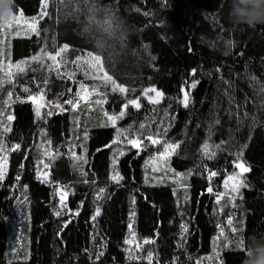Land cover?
<instances>
[{
	"label": "trees",
	"instance_id": "1",
	"mask_svg": "<svg viewBox=\"0 0 264 264\" xmlns=\"http://www.w3.org/2000/svg\"><path fill=\"white\" fill-rule=\"evenodd\" d=\"M94 2L122 22L114 34L90 23L92 0H48L39 35L0 37V264H242L248 238H264V24L233 25L228 0ZM40 8L41 0L12 6L29 17ZM64 44L60 68L50 70L41 50ZM89 52L126 92L77 61ZM22 61L9 82L7 64ZM150 85L161 89L159 103L123 109ZM40 93L38 117L29 96ZM169 144L178 147L161 167ZM241 153L245 186L217 203Z\"/></svg>",
	"mask_w": 264,
	"mask_h": 264
},
{
	"label": "snow or ice",
	"instance_id": "2",
	"mask_svg": "<svg viewBox=\"0 0 264 264\" xmlns=\"http://www.w3.org/2000/svg\"><path fill=\"white\" fill-rule=\"evenodd\" d=\"M61 2H63V0H61ZM71 2V0H70ZM77 2L79 3L80 0H77ZM83 2L85 4L89 3V0H83ZM41 14H40V18L42 19L43 16L48 15L47 12V8H48V0H41ZM88 12V18L90 23H101V26L104 28V31L108 32L109 35H112L115 33V31L117 29H119L121 27L122 22L119 20V18L117 16H115L110 10L108 9H101L98 8L94 2V0H92V3L90 4L89 7H87L85 9ZM97 12H103L105 13V19L102 22H97L96 21V13ZM10 18H2L0 19V29L4 30L3 34L7 35L8 31L10 30V28L13 25H17V26H24L26 27V29L28 31H30L31 33H35L36 35H39V30H38V23H39V19L37 18H33L31 20H25L23 18V12L22 10L19 12L18 15L16 16H9ZM69 50V45L64 44L62 46H60L58 49H56L53 53H49L47 52L46 49H42L41 50V56L46 57L48 60H51L53 63L52 65H50V70H57L60 68L61 65V61L63 60V54L66 53ZM41 56H36V57H32V60L34 61H38V62H43L41 59ZM59 58V59H58ZM79 60H83L84 63H86L91 69L95 70V72L97 73L93 78L94 79H101L105 84L107 83H111V85L113 86V90H118L121 93H124L127 91L126 88H124L123 86L119 85L116 83V81L113 79V77L111 75L108 74V72L105 71L104 69V61L101 58V55L99 54H93L91 52L87 53V57L83 58V57H78L77 61ZM29 61H22V62H18L15 65H13L11 62H9L6 66V71H5V75L8 77V81H11V78L13 77L14 73L12 71L13 68L16 69V71L18 72H23L25 70V65L28 64ZM4 65L0 64V68H3ZM102 74V75H101ZM253 80H255V77L252 78ZM192 87H195L196 84L193 83L191 85ZM81 89L83 93H87L88 90L87 88L82 84L81 85ZM25 91H28V89H25ZM96 91L95 88H93V93ZM149 92H155L156 93V97L155 98H151V102L152 103H159V97L162 96V93L158 92L156 89L151 88L148 89ZM261 91H264V85H261ZM78 96H80L81 99H85V95H83L82 93H77ZM29 99L32 100V102L34 104H36V115L39 117L40 116V108L45 107V104L42 103V101L44 100V96L43 93H40L38 96H29ZM9 100H11V93H9ZM183 104L185 107H187L188 102H189V93L185 92L184 93V99H183ZM66 103L72 104L73 108L77 107V104L74 103L73 101L69 100L66 101ZM130 104L134 105L135 107H139V103L136 100H131L129 101ZM54 107L60 108L61 110H63L62 106L59 104L54 105ZM125 107H127V105H125ZM52 113L49 112L48 115H51ZM124 115V112L122 111L120 113V117H122ZM120 117H109V120L113 122V124L115 123V120L120 118ZM7 119L9 121H11L13 119V117L11 115H9L7 117ZM141 127H143V125H141ZM10 127L5 126L4 131L8 132L10 131ZM149 140L152 141V143H159V140H154L151 136L148 137ZM130 144H132L133 147H139L140 146V141L139 140H129L128 141ZM19 145H15L14 148L12 150H19ZM178 147V145H174V144H169L166 146L165 152L161 154V156L159 157V159L164 160L166 159L167 156H169L171 153H173L175 151V149ZM7 149V145L4 144H0V152H3ZM203 151L206 155L209 156V158H212V156L215 155L214 152H209V145L205 144ZM46 155L52 156V154L50 152H48L46 150ZM73 155H75L73 153ZM242 159V153L240 155L237 156V162L235 163V167L237 169H239V173H236L234 175H229L228 178L225 180V189L226 192L223 194H219L217 196V203L220 202V200L223 198L224 195H229V192L227 191L229 188L231 190V193H236L239 194L240 188L244 187V180L242 179V175L243 173H246L249 171V168L245 166L244 163L241 162ZM6 163H7V157L6 155L3 157H0V180H3L4 175H5V169H6ZM44 168H48L47 164H44ZM47 172L42 173V179L46 180L47 179ZM217 175V173L215 172H210L209 176H215ZM17 179H19V177H17ZM114 180H118L119 177L118 176H113ZM209 192H212V188L209 187L208 188ZM66 196L65 192H61V203H63L64 197ZM230 201L235 199V196L230 195L229 196ZM60 213L57 212V215H59ZM97 215H99V210H97ZM228 225H233V220L230 218L228 220ZM184 231H187L186 226H182ZM129 228H131V225H129ZM232 231L235 232L236 231V227H232ZM224 235V230L223 228L221 229L220 232V236L223 237ZM134 236V233H133ZM234 243L236 244V247L238 248H243L244 245V241L243 238L241 237L238 241H234ZM227 247V245H226ZM209 259H211V257H209Z\"/></svg>",
	"mask_w": 264,
	"mask_h": 264
},
{
	"label": "clouds",
	"instance_id": "3",
	"mask_svg": "<svg viewBox=\"0 0 264 264\" xmlns=\"http://www.w3.org/2000/svg\"><path fill=\"white\" fill-rule=\"evenodd\" d=\"M14 0H0V19L12 14ZM228 18L233 25L264 24V0H228ZM242 264H264V238H248Z\"/></svg>",
	"mask_w": 264,
	"mask_h": 264
},
{
	"label": "rangeland",
	"instance_id": "4",
	"mask_svg": "<svg viewBox=\"0 0 264 264\" xmlns=\"http://www.w3.org/2000/svg\"><path fill=\"white\" fill-rule=\"evenodd\" d=\"M42 7V6H41ZM19 12L20 11H18V12H16V11H14V10H12V16H16V15H18L19 14ZM40 14H41V8H40V11H39V13L37 14V15H34V16H32V17H29V16H25V15H23V18L25 19V20H31V19H33V18H37V19H40ZM8 18H10V17H8ZM3 31L4 30H2V29H0V37H4L5 35L3 34ZM8 34H10V35H12V36H29V35H31L32 33L30 32V31H28L27 29H26V27H24V26H17V25H13L11 28H10V30L8 31ZM16 63H14L13 65H15ZM13 69H15V68H13ZM12 69V70H13ZM151 88H154V89H156L158 92H160V93H162V91H161V89L160 88H158L157 86H155V85H150V86H148V87H146L145 88V90L141 93V96L140 97H137V98H135V99H132V100H136V101H138V103H139V105L141 104V100L142 99H147V100H149V101H151V98H155L156 97V93L155 92H149L148 91V89H151ZM88 90V89H87ZM185 92H187L186 91V89L185 88H183V90H182V100L181 101H183V99H184V93ZM83 95H85V99H88V97H90V95H91V93H90V91L88 90V92L87 93H83V92H81ZM188 93V92H187ZM39 95V94H38ZM38 95H32V96H38ZM162 97V96H161ZM161 97H159V99L161 98ZM85 99H83V100H85ZM131 101V100H130ZM42 103H43V101H42ZM182 104H183V102H182ZM35 105V107H36V104H34ZM125 105H130V106H133V107H135L134 105H132V104H130L129 102H127V103H125L124 105H123V109L125 108ZM184 105V104H183ZM166 146L167 145H164V147L162 148V151L160 152V154H159V156H161V154L162 153H164L165 152V149H166ZM159 160H161V159H159ZM165 163H166V159H164V165L163 166H161V167H164L165 166Z\"/></svg>",
	"mask_w": 264,
	"mask_h": 264
}]
</instances>
